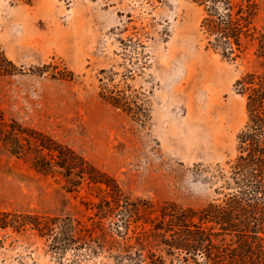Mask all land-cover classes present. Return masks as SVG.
Masks as SVG:
<instances>
[{
	"label": "rangeland",
	"instance_id": "obj_1",
	"mask_svg": "<svg viewBox=\"0 0 264 264\" xmlns=\"http://www.w3.org/2000/svg\"><path fill=\"white\" fill-rule=\"evenodd\" d=\"M206 15L205 0H0V53L17 67L0 75V108L72 147L135 198L204 206L222 196L219 173L238 155L248 122L235 84L248 72L264 75L259 40L236 60L208 47ZM9 149L0 140V210L93 214L85 202H97L98 190L84 183L69 192L59 172H40ZM9 234L0 264H56L46 238Z\"/></svg>",
	"mask_w": 264,
	"mask_h": 264
},
{
	"label": "trees",
	"instance_id": "obj_2",
	"mask_svg": "<svg viewBox=\"0 0 264 264\" xmlns=\"http://www.w3.org/2000/svg\"><path fill=\"white\" fill-rule=\"evenodd\" d=\"M205 4L201 28L208 47L228 60L240 58L254 40L264 51V36L257 35L258 0ZM16 69L0 53V75ZM235 85L246 96L248 122L238 134V155L228 172L219 173L223 183L217 192L222 196L201 207L135 198L72 147L7 120L0 108V140L11 153L32 157L40 172H59L69 192L80 191L84 183L100 192L97 202H85L93 213L86 221L0 210V246H5L9 232L31 231L46 238L56 264H83L98 257L102 264H264V75L248 72ZM105 98L115 107L130 109L120 97Z\"/></svg>",
	"mask_w": 264,
	"mask_h": 264
}]
</instances>
